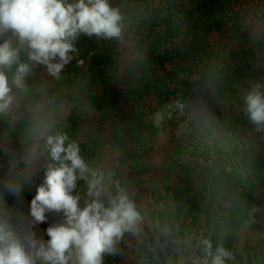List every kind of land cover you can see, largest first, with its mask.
Returning a JSON list of instances; mask_svg holds the SVG:
<instances>
[{"label": "clouds", "instance_id": "1", "mask_svg": "<svg viewBox=\"0 0 264 264\" xmlns=\"http://www.w3.org/2000/svg\"><path fill=\"white\" fill-rule=\"evenodd\" d=\"M181 2L0 0V264H264V0L228 13L243 40L211 41L187 89L136 109L145 127L99 123L81 38L107 42L111 79L135 89L157 35L188 47ZM242 43L251 70L230 81ZM181 175L195 211L169 190Z\"/></svg>", "mask_w": 264, "mask_h": 264}, {"label": "rangeland", "instance_id": "2", "mask_svg": "<svg viewBox=\"0 0 264 264\" xmlns=\"http://www.w3.org/2000/svg\"><path fill=\"white\" fill-rule=\"evenodd\" d=\"M242 0H182L180 8L183 11L189 34V44L186 50L181 53L174 47H164L157 35L151 46L150 60L153 65L152 77L141 82L135 89H128L117 84L111 79V72L114 67L112 48L107 42H98L94 38L82 37L79 41L80 56L84 59L87 68V76L90 86L94 90L93 104L97 112L105 113L99 120L103 125L105 119L119 120L122 123H135L141 128L145 127L144 112L136 109H147L151 112L152 107L149 101L155 99L159 104L166 103L169 98L180 91L187 89L188 81L183 80L176 83L179 72H189L197 57L204 58L210 49L211 41H230L237 38L243 40L244 34L238 33L235 26L229 25L228 13ZM155 30V26H153ZM91 54V55H90ZM233 57L234 69L230 71V81H236L245 76L251 70L250 53L245 50L243 43L239 49L233 46L230 51ZM83 70L76 67L74 60L66 66L65 74L71 76L80 74ZM187 94V91H185ZM241 123H246L239 118ZM78 116L73 118V130L79 126ZM174 127V125H173ZM131 129L126 130V135ZM181 149L175 148L172 156L179 153ZM171 158V157H170ZM178 171H181L178 169ZM186 172V170H183ZM170 179L171 177H166ZM177 183L170 188L177 200H187L190 210L195 211L198 207V197L192 193L190 179L186 175L177 177ZM34 189H27L24 193L25 207L34 196ZM12 203V201H9ZM55 215L49 216L50 224ZM48 224L40 225L44 230ZM107 264H122L120 258L107 259Z\"/></svg>", "mask_w": 264, "mask_h": 264}]
</instances>
